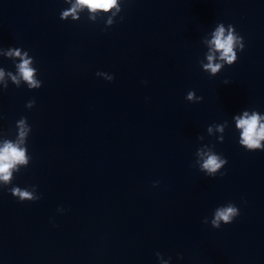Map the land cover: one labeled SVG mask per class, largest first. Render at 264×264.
I'll return each mask as SVG.
<instances>
[{
    "label": "water",
    "instance_id": "water-1",
    "mask_svg": "<svg viewBox=\"0 0 264 264\" xmlns=\"http://www.w3.org/2000/svg\"><path fill=\"white\" fill-rule=\"evenodd\" d=\"M70 7L0 0V146L22 117L32 129L29 164L0 181V264H264V150L239 143L236 121L264 117V0H117L62 20ZM219 23L245 49L211 76L200 62ZM209 152L228 160L215 177ZM229 204L240 215L213 227Z\"/></svg>",
    "mask_w": 264,
    "mask_h": 264
},
{
    "label": "clouds",
    "instance_id": "clouds-1",
    "mask_svg": "<svg viewBox=\"0 0 264 264\" xmlns=\"http://www.w3.org/2000/svg\"><path fill=\"white\" fill-rule=\"evenodd\" d=\"M66 3H70L71 7L69 9L63 10L61 12L60 18L67 21L69 16H73L75 20H78L79 17L76 15L78 10H82L84 7H87L90 10V13H96L98 11L109 12L112 8L117 7V0H66ZM119 11V8H118ZM116 14L113 13L109 17L108 23H113V16ZM90 19H94V16H90ZM123 19V17H121ZM210 45V52L207 54L206 59L207 63L200 62L202 69L205 72H208L211 76H216L219 74L224 67L231 66L238 61V50L244 51L245 42L244 38L239 35L236 31L234 25H228V31L226 34L224 23H219L212 31V39L208 42ZM216 53H219L217 58ZM13 55V53H9ZM15 56H20V52L16 51ZM219 59L220 62H216ZM32 60L27 58H22V62L17 65L19 76L27 82V87L29 89H39L41 87L42 81L35 79L36 69L31 67ZM11 75V73H9ZM4 77V72L0 70V80ZM114 75L109 77L108 80H114ZM12 80L19 85V80L16 76H12ZM227 83V82H226ZM7 88V85H5ZM186 99L190 102H200L203 100V97H198L195 91H189L187 93ZM35 105V100H31L26 105L27 108L31 109ZM257 112L253 111L249 115L248 111H244L242 117H236L237 127L242 130L240 133L239 143L249 151L255 150H264V144L261 142L264 141V123ZM27 118L22 117L19 119L16 124L19 127V140L17 142H12L11 140H5L3 145L0 146V181H3L5 185H11L13 180V169L17 168V165L27 166L29 164V158L26 157V149L21 147L20 141L27 136L28 131L32 129H26L25 122ZM220 131H223V127L218 126ZM208 131L211 132L212 129L209 127ZM224 138L221 137V140ZM201 153L198 151L197 153ZM228 160L225 157L216 155L213 152L207 154V158L203 160L201 168L207 170L209 177H215L217 171L224 168L227 165ZM11 194L18 198L20 201H36L41 197H34L32 192L27 188H21L15 186L10 188ZM240 215V209L229 204L227 207L217 209L214 214V219L211 221L212 226L219 229L221 227V221L224 224L232 223L236 217ZM204 223L207 224V219L204 220ZM157 256L159 253L156 254Z\"/></svg>",
    "mask_w": 264,
    "mask_h": 264
}]
</instances>
